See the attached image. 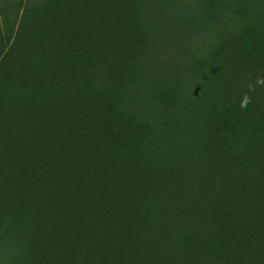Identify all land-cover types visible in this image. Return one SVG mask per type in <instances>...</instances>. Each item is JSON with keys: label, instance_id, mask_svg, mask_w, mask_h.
Returning <instances> with one entry per match:
<instances>
[{"label": "rangeland", "instance_id": "1", "mask_svg": "<svg viewBox=\"0 0 264 264\" xmlns=\"http://www.w3.org/2000/svg\"><path fill=\"white\" fill-rule=\"evenodd\" d=\"M134 1L153 47L148 73L124 86L123 101L88 73H58L78 61L51 30L59 0H0V141H15L12 153L0 145V186L10 166L14 188L45 187L78 127L49 134L39 120L95 96L133 125L112 157L148 177L141 213L157 224L135 235L157 250L171 245L169 264H264V0ZM17 228L35 240L30 220L4 219L0 264L21 262L29 244L18 243Z\"/></svg>", "mask_w": 264, "mask_h": 264}, {"label": "trees", "instance_id": "2", "mask_svg": "<svg viewBox=\"0 0 264 264\" xmlns=\"http://www.w3.org/2000/svg\"><path fill=\"white\" fill-rule=\"evenodd\" d=\"M59 1L53 12L55 29L51 30L60 35L63 50H70L78 61L74 67L63 63L58 73H88L92 81L125 101L124 86L146 76V61L153 47L146 28L136 19L135 1ZM27 15L28 9L25 18ZM173 108L170 104L167 110L173 113ZM35 110L41 115L38 108ZM122 115L109 103L85 94L51 114L46 112L39 120L40 125L46 121L49 134L59 127L66 132L78 127V136L62 142L45 187L14 188L9 184L14 180L10 166L3 176L6 182L0 186V226L12 215L30 220L37 241H28L25 232L14 229L18 243L30 245L19 264H88L84 255L90 235L96 249L90 264H157L159 260L169 264L171 245L162 243L157 250L149 238L135 235L144 223L154 227L157 220L149 221L141 213L140 204L144 206L147 200L148 177L136 163L112 157L121 143L128 142L133 128L131 119L126 117L128 122L124 123ZM141 122L143 129L145 120L141 118ZM14 143L0 141L11 153ZM8 159L15 164L13 155Z\"/></svg>", "mask_w": 264, "mask_h": 264}]
</instances>
